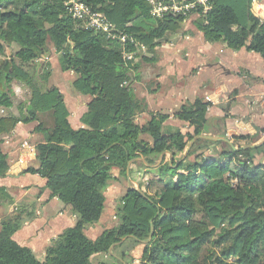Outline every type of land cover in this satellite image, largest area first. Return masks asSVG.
<instances>
[{
	"label": "trees",
	"instance_id": "16d2710c",
	"mask_svg": "<svg viewBox=\"0 0 264 264\" xmlns=\"http://www.w3.org/2000/svg\"><path fill=\"white\" fill-rule=\"evenodd\" d=\"M67 1L0 0V177L11 165L5 139L19 124L36 122L34 132L43 141L36 144L37 166L26 171L45 179L51 197L77 217L41 261L14 240L35 219V209L16 205L0 185V206L15 208L0 222V264H116L119 252L132 264L128 253L142 244L140 264H264V145L235 151L226 142L201 138L209 105L200 98L169 115L149 112L136 93L140 64L154 63L159 47L180 33L185 19H154L147 0H77L147 47L148 54L134 63L124 59L125 52L137 50L133 43L83 28ZM252 5L253 0H213L212 9L193 20L194 29L210 44L264 59V20L253 15ZM52 48L61 70L76 75L74 93L90 98L85 128H72L63 94L47 87L51 66L39 61ZM15 85L22 88L20 98ZM144 114L148 118L140 122ZM171 117L184 126L166 127ZM95 120L98 126L91 129ZM166 153L171 161L159 162ZM139 158L158 178L128 188L116 209L117 224L91 239L86 229L104 213L115 170L127 179L130 163ZM101 255L108 260L95 262Z\"/></svg>",
	"mask_w": 264,
	"mask_h": 264
},
{
	"label": "crops",
	"instance_id": "0c3cea01",
	"mask_svg": "<svg viewBox=\"0 0 264 264\" xmlns=\"http://www.w3.org/2000/svg\"><path fill=\"white\" fill-rule=\"evenodd\" d=\"M259 1L260 4L252 5V13L255 17L264 20V0ZM190 32L194 33L185 34L190 39L181 41L178 43L180 45L174 44V37H172L169 44L160 46L158 58L154 63L142 62L140 64L138 72L141 79L134 85L137 95L146 99L149 112L169 115L178 110L184 102H193L200 98L210 107L207 112L209 124L205 136L227 139L236 148L262 143L264 141V111L253 112L250 104L258 95L264 94L263 57L245 49L234 51L224 45L210 44L195 29ZM46 61L53 63V66L55 62L56 64L59 63V55L53 48L51 55L39 63ZM61 72L66 74L65 89L63 87L61 89L57 85L63 82L60 74L54 82L49 80V83L53 87H57L63 94L70 113L69 121L72 128L75 130L85 128L82 117L87 112V104L90 98L74 93L72 90L71 84L76 79L74 73L63 72L62 70ZM14 91L19 98L23 95L19 85L14 86ZM65 91L69 95L68 98L64 94ZM207 98H210L213 103L207 101ZM6 114L7 111L2 115ZM147 118L148 115L144 114L139 121L144 122ZM36 126V122L19 124L13 133L5 139L2 147L9 155L10 163L18 159L20 148L24 142L36 146L37 143L43 141V136L34 132ZM97 126L98 121L95 120L89 127L94 129ZM183 126L184 123L172 117L166 123V127ZM255 134L259 139L252 141V136ZM241 136L250 137V141L240 139ZM260 158L261 161H264L262 157ZM171 159V155L166 153L159 162L162 160L170 162ZM130 165L132 173L125 179L127 181L126 190L117 196L119 198L116 201L119 200V203L120 199L127 193L128 188L140 189L141 184L146 185L151 176L143 167V165L146 166L143 158L133 161ZM36 166L35 159L30 167ZM26 170L20 173L8 171L5 176L0 177V185L6 188L16 205H27L31 210L32 208L35 209V219L27 222L14 235V240L19 245L30 248L35 256L43 261L47 247L66 229L75 226L77 217L72 213L70 207L57 197H51V192L46 189L47 181L45 179ZM116 172H114L115 180L106 192L107 201L101 219L86 229V233L91 239L97 238L105 230L117 224L116 209L119 203L116 202L113 207L115 211L113 215L107 206L108 195L113 193L116 195L120 190L117 185H119L121 177L119 172L117 174ZM14 209V206L1 205L0 222L5 215ZM144 250L145 245L142 244L128 253L134 260L132 264H140ZM116 258H118L116 264H130L124 261L121 252L116 254ZM107 260V256L104 255L94 257L95 262L104 263Z\"/></svg>",
	"mask_w": 264,
	"mask_h": 264
},
{
	"label": "built area",
	"instance_id": "2783aa9c",
	"mask_svg": "<svg viewBox=\"0 0 264 264\" xmlns=\"http://www.w3.org/2000/svg\"><path fill=\"white\" fill-rule=\"evenodd\" d=\"M213 0H147L150 7V15L154 19H163L167 15L174 17H182L185 19L184 24L198 18L201 15H206L212 9ZM260 4L259 0H253V6ZM66 7L69 14L78 21L85 29L101 32L106 35L107 39L112 42L126 43L131 42L137 49L134 52H125L124 59L137 63L143 56L148 54L147 47L138 43L133 37L116 32V27L103 14L94 12L86 4L77 0H68ZM257 19L258 18L256 17ZM190 39L186 37V40ZM207 101L212 102L210 98ZM213 103V102H212ZM253 112L264 111V94L258 95L250 104ZM210 107L208 108V111ZM6 110L2 111L4 114ZM259 137L255 134L252 140H258ZM36 146L24 142L20 148L18 159L11 163L9 171L20 173L28 169L32 162L36 159Z\"/></svg>",
	"mask_w": 264,
	"mask_h": 264
},
{
	"label": "rangeland",
	"instance_id": "374dc122",
	"mask_svg": "<svg viewBox=\"0 0 264 264\" xmlns=\"http://www.w3.org/2000/svg\"><path fill=\"white\" fill-rule=\"evenodd\" d=\"M193 20H194V19H193ZM193 20H191V21L187 22L186 24H184V27L182 28V30L180 31V33H179L178 35L174 36V38H173V43H174V44H178V43H180L181 41L186 40V36H185V34H187V32H190L191 30H194V29H192V28H194V26H193ZM165 45H167V44H165ZM178 45H180V44H178ZM180 60H181V59H180ZM50 66H51V68L53 67V68H52V76H51L50 81H51V82H52V81L54 82V81L57 79V77L59 76V74H60V76H61V78H62L61 81H63V82H60V83L57 84V85H58V87H60V88L63 87V89H65V88H66V84H65L64 81H65V78H66V74H63V73L61 72L60 64H59V63L56 64V62H55L54 66H53V63H50ZM71 73H73V72H71ZM61 84H62V85H61ZM63 84H64V85H63ZM60 85H61V86H60ZM47 87H48V88H51V87H53V86H52L51 83L48 82ZM61 89H62V88H61ZM64 94H65V96H66L67 98L69 97L67 91H65ZM228 157H229V156H228ZM115 172H116V171H115ZM117 173H118V172H116V174H117ZM152 178L157 179L158 177L152 175V176H150L149 180L152 179ZM118 184H119L120 186L117 185V188L120 189V190H118V192L116 193V195H115L114 193L111 194V195H108L109 201H108V203H107V206H108V210L110 209V211H111V215H113V213H115L113 207L116 205V202H117V204L119 203V200L116 201V199L119 198V197H117V196L121 195V194L124 193V191L126 190L127 181H126L124 178L121 177V181H120ZM133 186H134V185H133ZM231 264H232V263H231Z\"/></svg>",
	"mask_w": 264,
	"mask_h": 264
},
{
	"label": "water",
	"instance_id": "95a60500",
	"mask_svg": "<svg viewBox=\"0 0 264 264\" xmlns=\"http://www.w3.org/2000/svg\"><path fill=\"white\" fill-rule=\"evenodd\" d=\"M201 138H206V139H210V140H214V141H223V142H226V143H228V144L233 148V150H235V151H238L239 149L259 148V147H261L262 145H264V141H263L262 143H260V144H255V145H253V146H248V147H244V148H236V147H235V146H234L229 140L224 139V138H215V137L205 136V135L201 136ZM191 145H192V143L190 144V146L188 147V149L186 150V152H185L184 155H187L189 149L191 148Z\"/></svg>",
	"mask_w": 264,
	"mask_h": 264
}]
</instances>
